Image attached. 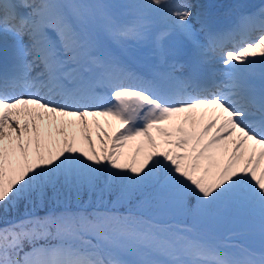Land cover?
I'll return each instance as SVG.
<instances>
[{
    "label": "snow or ice",
    "instance_id": "1",
    "mask_svg": "<svg viewBox=\"0 0 264 264\" xmlns=\"http://www.w3.org/2000/svg\"><path fill=\"white\" fill-rule=\"evenodd\" d=\"M227 15L0 0V264H264V5Z\"/></svg>",
    "mask_w": 264,
    "mask_h": 264
},
{
    "label": "rangeland",
    "instance_id": "2",
    "mask_svg": "<svg viewBox=\"0 0 264 264\" xmlns=\"http://www.w3.org/2000/svg\"><path fill=\"white\" fill-rule=\"evenodd\" d=\"M192 4L194 5V3H192ZM130 150H131V146H126L125 151H130ZM224 234H225L224 232H222V231L219 230V231L213 233V238L218 243H225V242H222V239H220V238H223Z\"/></svg>",
    "mask_w": 264,
    "mask_h": 264
},
{
    "label": "bare ground",
    "instance_id": "3",
    "mask_svg": "<svg viewBox=\"0 0 264 264\" xmlns=\"http://www.w3.org/2000/svg\"><path fill=\"white\" fill-rule=\"evenodd\" d=\"M91 117H89V120L91 121ZM99 120H100V123L102 124V125H104L106 128L108 127V125L107 124H105V119L104 118H99ZM114 125L116 124V122H112ZM78 128H79V126H77V130H78ZM110 131H111V129H109ZM95 132H96V130H95V127L93 126V140L94 141H96V135H95ZM96 143H97V147H99V141H96Z\"/></svg>",
    "mask_w": 264,
    "mask_h": 264
}]
</instances>
